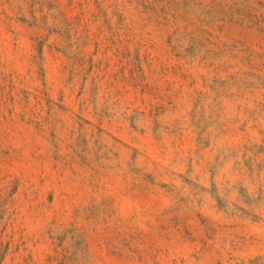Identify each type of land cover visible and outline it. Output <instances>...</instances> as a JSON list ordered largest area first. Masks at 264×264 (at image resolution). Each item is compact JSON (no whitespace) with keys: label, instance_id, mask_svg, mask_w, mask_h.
I'll return each mask as SVG.
<instances>
[{"label":"rangeland","instance_id":"rangeland-1","mask_svg":"<svg viewBox=\"0 0 264 264\" xmlns=\"http://www.w3.org/2000/svg\"><path fill=\"white\" fill-rule=\"evenodd\" d=\"M0 264H264V0H0Z\"/></svg>","mask_w":264,"mask_h":264}]
</instances>
